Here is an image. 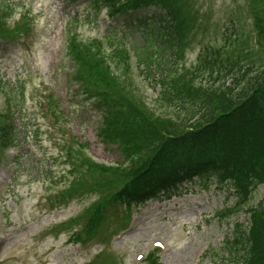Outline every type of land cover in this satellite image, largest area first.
Returning <instances> with one entry per match:
<instances>
[{
  "label": "rangeland",
  "instance_id": "1",
  "mask_svg": "<svg viewBox=\"0 0 264 264\" xmlns=\"http://www.w3.org/2000/svg\"><path fill=\"white\" fill-rule=\"evenodd\" d=\"M2 1L11 4L12 12L5 20V37L0 32V79L6 89L21 82L24 109L16 117L21 125L17 150L0 155V264H147L149 255L155 264H211L209 249L221 243L231 223L247 221L246 206L264 198V182L241 208L228 188L196 182L132 207L99 203L122 182L114 168L100 165L128 161L118 141L99 135L103 110L71 80L75 67L64 53V38L68 33L86 41L105 39V26L110 31L119 27V17H109L105 9L94 15L84 0ZM246 1L182 0L189 32L179 65L192 66L204 46L229 41L235 53L243 46L247 50L240 56L243 65L258 66L256 46L264 47V31L258 42ZM15 27L26 32L21 44L6 39L17 34ZM134 39L141 40L138 33L125 39L128 49ZM100 50L111 54L106 45L100 44ZM112 63L119 66L114 57ZM130 65L126 74L119 72L118 84L151 110L158 88L138 74L133 56ZM252 81L239 89H248ZM154 108L161 116L167 113ZM75 181L80 184L71 188ZM97 207L104 210L98 213L104 220L90 233Z\"/></svg>",
  "mask_w": 264,
  "mask_h": 264
},
{
  "label": "trees",
  "instance_id": "2",
  "mask_svg": "<svg viewBox=\"0 0 264 264\" xmlns=\"http://www.w3.org/2000/svg\"><path fill=\"white\" fill-rule=\"evenodd\" d=\"M87 1L94 15L105 9L109 17H119V27L113 25L111 31L106 28L105 39L86 41L72 35L66 45L67 57L75 67L71 80L94 96L95 106L103 110L99 135L118 141L128 161L125 166L103 167L114 168L122 180L109 204L131 206L196 182L226 187L235 193V206L247 205L253 191L264 182V47L256 46L258 66L249 62L243 65L240 56L247 50L243 46L235 53L228 41L226 45L204 46L197 62L184 67L179 59L189 29L188 18L180 10L182 0ZM247 2L246 11L252 14L260 42L264 1L261 6L258 0ZM10 12L11 4L0 0L2 37ZM15 29L17 34L10 38L25 31ZM137 33L141 40L134 39L130 53L124 41ZM100 44L109 48L110 56L101 54ZM132 56L138 74L150 78L158 88L151 110L143 100L134 99L126 86L118 84L119 72L130 70ZM113 57L119 66L112 63ZM250 74L255 75L246 79ZM251 79V87L239 89ZM0 93L4 95L1 153L17 145V127L21 125L15 116L20 114L23 90L20 83L6 89L0 79ZM155 105L167 113L161 116ZM23 129L27 136V127ZM77 184L80 182L70 187ZM246 209L249 219L234 223L229 235L209 249L211 264H264V198ZM95 222L103 220L94 214L90 223ZM147 264L155 263L149 259Z\"/></svg>",
  "mask_w": 264,
  "mask_h": 264
}]
</instances>
